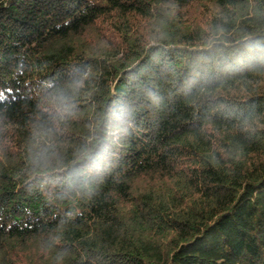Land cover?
<instances>
[{
  "label": "trees",
  "instance_id": "trees-1",
  "mask_svg": "<svg viewBox=\"0 0 264 264\" xmlns=\"http://www.w3.org/2000/svg\"><path fill=\"white\" fill-rule=\"evenodd\" d=\"M0 264H264V0H0Z\"/></svg>",
  "mask_w": 264,
  "mask_h": 264
},
{
  "label": "clouds",
  "instance_id": "clouds-1",
  "mask_svg": "<svg viewBox=\"0 0 264 264\" xmlns=\"http://www.w3.org/2000/svg\"><path fill=\"white\" fill-rule=\"evenodd\" d=\"M77 86H82V81H78V82H77ZM60 98H61V99H64V97H62V96H61Z\"/></svg>",
  "mask_w": 264,
  "mask_h": 264
}]
</instances>
